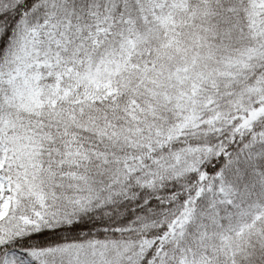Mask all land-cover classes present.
Returning <instances> with one entry per match:
<instances>
[{"label": "snow or ice", "instance_id": "obj_1", "mask_svg": "<svg viewBox=\"0 0 264 264\" xmlns=\"http://www.w3.org/2000/svg\"><path fill=\"white\" fill-rule=\"evenodd\" d=\"M0 264H264V0H0Z\"/></svg>", "mask_w": 264, "mask_h": 264}]
</instances>
